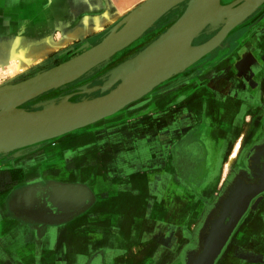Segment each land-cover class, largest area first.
<instances>
[{
    "label": "crops",
    "instance_id": "crops-1",
    "mask_svg": "<svg viewBox=\"0 0 264 264\" xmlns=\"http://www.w3.org/2000/svg\"><path fill=\"white\" fill-rule=\"evenodd\" d=\"M145 1L0 0V43L63 42L48 58L60 60L75 48L83 53L94 47L92 40L100 43ZM188 2L163 16L109 63L121 53L125 62L156 40L181 17ZM159 26L162 32L141 48L150 39L146 34ZM82 29H87L84 35L65 44ZM220 30L207 26L194 41ZM86 85L102 86L103 81ZM66 86L50 91L59 95L47 101L72 96L62 93ZM158 86L104 121L0 155V264H176L178 236L199 215L212 170L224 151L215 145L220 137L207 135L211 146L205 152L206 165L201 161L197 166L187 156L182 165L175 159L170 169V153L164 158L155 143V104L162 99L155 96ZM80 88L78 94L84 97L74 103L101 92L84 94ZM171 100L167 97L164 106ZM243 252H250L254 264L264 259L263 246ZM231 256L243 255L234 249Z\"/></svg>",
    "mask_w": 264,
    "mask_h": 264
},
{
    "label": "flooded vegetation",
    "instance_id": "flooded-vegetation-1",
    "mask_svg": "<svg viewBox=\"0 0 264 264\" xmlns=\"http://www.w3.org/2000/svg\"><path fill=\"white\" fill-rule=\"evenodd\" d=\"M245 2L221 0L224 6L237 3L238 7ZM159 28L148 32L147 38H156L162 32ZM214 35H203L193 44H205ZM90 43L95 46L99 42ZM220 46L219 50L155 89V96L162 97L155 104L158 109L155 143L164 158L170 153V169L174 170L175 159V164L182 165L187 156H191L196 165L201 161L206 165L205 152L211 146L207 135L208 139L220 137L214 144L224 151L223 159L215 163L212 170L213 178L200 201L199 215L192 222L188 221V226L178 236L176 264H194L216 233L224 236L213 264H254L255 258L250 252L243 251L264 247V2L244 24L230 32ZM76 49L66 60L82 52ZM123 55L113 58L108 69L67 85L62 93L73 95L72 100L83 98L84 95L78 94L79 88L89 83L101 85L98 79L119 60L122 62ZM56 61L51 60L50 64L55 65ZM223 63L231 65L223 68ZM58 95L59 92H50L46 99ZM92 96H100V93ZM167 97L172 98L169 107L164 106ZM41 100L44 98L38 101ZM236 149L234 161L229 162ZM193 173L198 175V170ZM234 249L237 255L243 256H231ZM255 264H264V259Z\"/></svg>",
    "mask_w": 264,
    "mask_h": 264
},
{
    "label": "water",
    "instance_id": "water-1",
    "mask_svg": "<svg viewBox=\"0 0 264 264\" xmlns=\"http://www.w3.org/2000/svg\"><path fill=\"white\" fill-rule=\"evenodd\" d=\"M186 1L147 0L126 15L96 46L27 80L1 86L0 155L86 128L137 102L160 83L219 47L225 37L264 2L245 0L237 7L235 4L222 6L220 0H189L186 10L171 27L104 75L102 86L80 88L84 94L101 91V96L76 103L70 102V96H67L59 101L41 102L33 111L21 109L26 103L107 65L113 56L140 39L163 16ZM207 26L209 30H221L205 44L193 47L194 39ZM223 236L219 235V240L210 248L209 242L206 243L194 264H213L220 253Z\"/></svg>",
    "mask_w": 264,
    "mask_h": 264
},
{
    "label": "bare ground",
    "instance_id": "bare-ground-1",
    "mask_svg": "<svg viewBox=\"0 0 264 264\" xmlns=\"http://www.w3.org/2000/svg\"><path fill=\"white\" fill-rule=\"evenodd\" d=\"M86 30L87 29L79 30L77 34H75L74 36L69 37L68 39H66L65 44L69 43L71 40H73L72 39L73 37L76 38L77 36H80L82 34L84 35ZM63 44H64L63 42H59V43L55 44L52 41H48V40H46V41H34V42H29V43H22V42L21 43H13L12 45L4 43L1 46V50H5V52H7L8 54H6L5 52L4 53L12 61L10 70L14 74H18V73H20L22 71H26L27 69H29V67L32 65V63L37 64V63H40V62L44 61L47 58L48 54H50V53H52L54 51H57L59 48H61V46ZM18 63L20 64V66H18ZM121 111H119V112H121ZM105 119H107V118H105ZM105 119H103V120H105ZM103 120H100V121H103ZM100 121H97L95 123H99ZM237 148L238 149L240 148V144L237 145ZM238 149H236V151H234L231 154L229 162L234 161V159H235V157L237 155V150ZM219 235H220V233H216V234H214L212 236V238L209 241V245H208L209 248L211 247L212 243L217 240L216 237H219Z\"/></svg>",
    "mask_w": 264,
    "mask_h": 264
},
{
    "label": "rangeland",
    "instance_id": "rangeland-1",
    "mask_svg": "<svg viewBox=\"0 0 264 264\" xmlns=\"http://www.w3.org/2000/svg\"><path fill=\"white\" fill-rule=\"evenodd\" d=\"M167 27V26H166ZM165 27V28H166ZM159 35V34H158ZM153 38H155V37H153ZM153 38H151V39H149V41H147V42H143L142 44H141V48L143 47V46H145V45H147ZM2 44H4V43H0V87L1 86H5V85H13V84H16V83H18V82H21V81H24V80H27V79H29V78H31V77H33L34 75H36V74H38V73H40V72H42V71H45V70H47V69H49V68H51V67H54V66H57V65H59L61 62H63V61H65L66 59H67V57H65V58H62V59H60V60H57L56 61V63H55V65H52V64H50V60L51 59H49L48 60V58H49V54H48V56H47V58L43 61V62H41V63H38V64H33V65H31L30 67H29V69H27L26 71H22V72H20V73H18V74H14L10 69H11V63H12V61L10 60V58L9 57H7L6 56V54H8L7 52H5V50H1V46H2ZM7 44H13V43H7ZM6 54H5V53ZM132 54V53H131ZM72 58V57H71ZM121 60H119L118 61V64H117V66L118 65H120L122 62H124V60L122 61V62H120ZM120 62V63H119ZM49 63V64H48ZM48 65V66H47ZM18 66H20V64L18 63ZM45 66H47L48 68H46ZM110 66H112L110 63H108L107 65H105V66H103L102 68H100V69H98L96 72H100V71H102V70H106V68L108 69V67H110ZM45 67V68H44ZM114 67H116V66H114ZM114 67H112V68H114ZM111 68V69H112ZM110 69V70H111ZM110 70H108L107 72H109ZM106 72V73H107ZM105 73V74H106ZM91 74V73H90ZM90 74L89 75H87V76H90ZM87 76H85V77H87ZM101 78H102V76L98 79L99 81H102L101 80ZM84 79V78H83ZM79 80H82V79H79ZM76 81H78V80H76ZM75 81V82H76ZM102 94H101V92H100V96H101ZM50 97V93L49 94H44L43 96H41V97H39V98H37L36 100H33V101H31V102H28V103H26L25 105H23V106H21V109H25V110H27V111H33V110H35V107H36V105H38L39 103H41V102H44V101H47V100H49V99H46V98H49ZM67 97V96H66ZM74 96L72 95V96H70V98H69V101L70 102H72V101H74V100H72V98H73ZM89 97H91V98H96V97H94V96H89ZM97 97H99V96H97ZM42 98H44V100H41V101H38V100H40V99H42ZM91 98H88V99H91ZM36 101H38V102H36ZM122 112V111H121ZM104 121V120H103ZM228 154V153H227ZM229 168V165L225 168V170H224V175H226L227 174V169Z\"/></svg>",
    "mask_w": 264,
    "mask_h": 264
}]
</instances>
